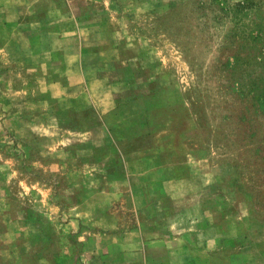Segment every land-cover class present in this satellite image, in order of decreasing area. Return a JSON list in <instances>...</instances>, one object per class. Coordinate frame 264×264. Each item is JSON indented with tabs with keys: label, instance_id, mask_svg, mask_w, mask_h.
<instances>
[{
	"label": "rangeland",
	"instance_id": "obj_1",
	"mask_svg": "<svg viewBox=\"0 0 264 264\" xmlns=\"http://www.w3.org/2000/svg\"><path fill=\"white\" fill-rule=\"evenodd\" d=\"M263 146L264 0H0V264H264Z\"/></svg>",
	"mask_w": 264,
	"mask_h": 264
},
{
	"label": "crops",
	"instance_id": "obj_2",
	"mask_svg": "<svg viewBox=\"0 0 264 264\" xmlns=\"http://www.w3.org/2000/svg\"><path fill=\"white\" fill-rule=\"evenodd\" d=\"M154 238V237H153ZM122 240L123 237L120 240V245H122ZM128 241V248H130V254H135L136 252L144 255V258L149 260L151 259L150 254L147 252L148 248L150 247V244L152 242H154V240H152L151 238H149L148 236H144V234L142 235V232H140L139 234L135 231H131L127 234V239ZM122 247V246H121ZM151 248V247H150ZM124 249V248H123ZM208 253V252H206ZM189 253H184L183 256H188ZM168 256V254L166 253L164 257ZM201 255H200V251L196 250V252L192 253V255H190V258H186V259H182L184 261V263L182 264H199L200 263V259ZM163 261L158 262V263H153V264H171L168 260L169 259H165L162 258ZM146 260V261H147ZM189 261V262H188Z\"/></svg>",
	"mask_w": 264,
	"mask_h": 264
},
{
	"label": "trees",
	"instance_id": "obj_3",
	"mask_svg": "<svg viewBox=\"0 0 264 264\" xmlns=\"http://www.w3.org/2000/svg\"><path fill=\"white\" fill-rule=\"evenodd\" d=\"M262 150H264V146H263V149ZM262 153V154H261ZM253 156H254V159L256 160V159H260L262 162H263V166H264V152H262L258 147H255L254 149H253ZM264 193V192H263ZM263 193L261 192V194H260V192L257 194V196H256V201H257V205L258 204H260L259 202L261 201V197H262V195H263ZM264 196V195H263ZM261 205V204H260ZM259 208H260V206H258ZM255 213H256V209H255Z\"/></svg>",
	"mask_w": 264,
	"mask_h": 264
}]
</instances>
